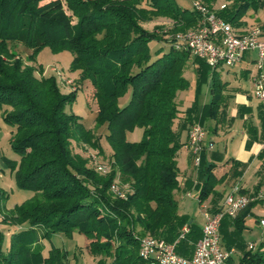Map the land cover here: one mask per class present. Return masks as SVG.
<instances>
[{
    "label": "trees",
    "instance_id": "obj_1",
    "mask_svg": "<svg viewBox=\"0 0 264 264\" xmlns=\"http://www.w3.org/2000/svg\"><path fill=\"white\" fill-rule=\"evenodd\" d=\"M179 1L190 2L191 9ZM193 1L0 0V113L14 128L10 145L20 158L8 165L16 187L33 193L7 210L3 202L8 194L0 186V225L22 228L9 235L7 246L0 229V264H65L66 252L51 245L43 256L40 241L50 242L56 234L72 238L74 233L89 241V253L99 257L95 264H107V259L109 264H156L139 257L138 238L148 235L173 244L184 226L188 233L175 251L191 258L201 229L179 215L174 196L179 189L178 155L184 146L180 136L194 124L203 128L206 121L218 123L230 99L218 68L173 46L175 34L197 26ZM198 1L211 9L219 0ZM224 1L216 14L234 29L245 25L249 11L264 9V0ZM153 18L173 22L167 52L154 59L149 43L166 42L156 31L142 28ZM259 27L264 30V24ZM14 44L31 51V64L44 48L71 54L70 72L79 71L80 84L89 82L94 90L95 128L107 129V175L98 174L83 156L85 146L102 152L100 139L85 129L81 117L65 110L77 91L61 93L55 77H44L41 66L27 64L12 50ZM190 60L197 90L207 83L210 100L203 106L194 101L180 117L176 96L189 88L184 72ZM127 93V104L119 106ZM259 110L264 127V108ZM250 112L248 107L240 109L241 116ZM137 128L141 139L128 142L126 134ZM215 169L203 151L197 168L199 204L215 194L225 177L217 179ZM116 180L126 187L125 199L110 191ZM239 213L222 219L221 241L241 251L240 264H264V249L247 250L240 238ZM226 223L234 230L222 234Z\"/></svg>",
    "mask_w": 264,
    "mask_h": 264
},
{
    "label": "rangeland",
    "instance_id": "obj_2",
    "mask_svg": "<svg viewBox=\"0 0 264 264\" xmlns=\"http://www.w3.org/2000/svg\"><path fill=\"white\" fill-rule=\"evenodd\" d=\"M179 3L183 7L191 9L190 2L179 1ZM224 3H225L224 0H219L214 6L218 7L219 5H222ZM255 15H258L262 23L261 25L263 26L264 9L259 10L257 13H254L253 11H249L247 15L243 18V21L246 23L247 19L255 18ZM253 20L249 22L250 25H254L253 22H255L256 20L254 21ZM260 21L258 20V22ZM258 22L256 21L253 27L259 25ZM141 26L143 29H145L148 32L156 31L158 35H161L163 41L166 42L168 41L166 39H169L171 36V32H172L171 29L173 27V22L165 18H153L151 21L147 23H142ZM181 33L182 32H179L178 34ZM168 45L169 44L167 42L149 43L148 47L152 59L156 58L158 55H161V53H166L168 50ZM12 50L14 51V53L16 52V54L20 58H22L27 64L33 65L36 68L41 66L43 68L44 77H50V76L55 77L61 93L68 94L77 91L75 101L70 106H67L65 110L67 113H72L74 115L81 117V122L85 127V129L93 131L95 137L96 138L98 137L100 139L99 143L102 149V152H100L96 149L85 146L84 148L85 155L83 153L82 154L83 156H87L89 160L91 156L92 157L94 156L96 162L108 166L111 157V150L106 141L107 129L105 125H103L99 129L95 128L94 125L95 114H93V112L96 111V104L93 98L94 90L92 86L89 84V82H84L83 84H80V82L78 81L79 71L70 72L69 66L72 61L71 54L67 51L53 54L48 48H44L41 51H39L35 56V63L31 64L28 62V57L31 53L29 49L25 48L22 44H14L12 45ZM244 61L245 60H243L242 63L233 66L231 68H223L222 70L218 71L221 81L226 82L228 85L225 90V95L230 96L231 97L230 99H232L233 97V101L229 103V105L231 106L234 105V93H235L234 91L239 92L237 90L238 88L239 89L242 88L245 92L251 94L252 88L250 87L247 78H244L243 75H241L240 73V68L246 67V63ZM248 67L252 71L255 69L254 65L253 66L248 65ZM193 70H194V66L191 64V60H190L184 72V77L189 82V88L186 91L178 92L176 96V103L178 105V111L180 117H183L184 111L187 108L191 107L194 101L199 106H203L204 104L208 103L210 100L209 88L207 83L202 84L199 91L197 90V86H196L197 84L195 83ZM234 73H238V76L235 77ZM36 76H38V74H36ZM245 92L243 94H245ZM129 96H130L129 93H127L123 98H121L119 100V106L126 105L129 100ZM254 101L255 99H253V102ZM89 108L91 109V111ZM210 125L211 122L206 121V123H204L203 125L204 131L208 132ZM13 131L14 128L8 126L3 122L0 113V186L8 194V197L3 202V205L7 210L13 209L15 205H20L22 202L30 199L33 196L32 192L19 190L16 187L12 171L8 165V161L18 162L20 159L19 156L13 152L10 145L11 132ZM182 135L184 136L183 132L181 133V136ZM141 136H142V130L137 128L134 129V131L128 132L126 134V140L131 143L138 142L141 139ZM224 149H225L224 144L222 142L220 143L217 142L215 148H213L212 150H205L204 152L206 153L207 159L211 158L213 154L216 153L223 157ZM230 149L232 150V147H230L228 150ZM190 155L191 154L186 149L184 148L181 149L180 151L181 160L178 165L179 171L181 175L185 174L187 177L195 176V172H191L187 169V161L192 159L190 158ZM184 194L188 195L189 193L184 192ZM195 194L196 193H194L193 191L192 197L183 196V198L187 197L183 201L181 200V196L176 194L175 200L177 202L178 210L180 211V213L187 216L189 220H195L196 222H199V217L201 213L198 208V202L195 199H193ZM0 229L5 233V238H6L5 246H7L9 242V235H11L12 232L20 231L22 228L0 225ZM261 232L262 231L259 228L255 227L251 232V237H253V239L255 238L256 240L261 235ZM244 238H245L244 239L245 242H249L247 233L244 235ZM83 240H85V237L77 233H74L72 238H67L62 234H56L52 236L50 242L45 239L40 241V248H42L41 253L43 254V256H47L48 251L50 250L52 245L55 248L61 249L67 253L65 264H95L99 260V257H94L89 253L88 250L89 241L86 240L85 242H83ZM106 261L107 264L110 263V259H107Z\"/></svg>",
    "mask_w": 264,
    "mask_h": 264
},
{
    "label": "built area",
    "instance_id": "obj_3",
    "mask_svg": "<svg viewBox=\"0 0 264 264\" xmlns=\"http://www.w3.org/2000/svg\"><path fill=\"white\" fill-rule=\"evenodd\" d=\"M224 7L222 4L210 9L198 0L193 1L192 9L199 18L197 26L185 33L174 35L173 46L177 50L186 51L193 58L204 61L211 69L231 68L240 63L248 53L255 52L254 64L257 74L251 81V93L264 106V30L255 26L244 33H237L229 23L216 14ZM187 146L196 168L200 164L202 152L212 149L211 143L206 145L205 131L198 124L189 128ZM91 157L90 163L98 174L104 175L110 171L108 166L96 162L94 156L92 159ZM110 191L120 199L126 198V187L117 181L111 184ZM253 200V197L240 194L238 185H235L224 198L219 211L205 215L201 238L195 243L191 258L179 256L175 251L176 243L188 233L187 226L181 229L173 244L148 235L138 238L139 257L153 260L156 264H224L232 251L222 249L219 232L221 221L225 217L235 218ZM259 225L264 229V218L259 221ZM249 249H253L252 245Z\"/></svg>",
    "mask_w": 264,
    "mask_h": 264
},
{
    "label": "crops",
    "instance_id": "obj_4",
    "mask_svg": "<svg viewBox=\"0 0 264 264\" xmlns=\"http://www.w3.org/2000/svg\"><path fill=\"white\" fill-rule=\"evenodd\" d=\"M253 19L257 22L258 20L260 21L258 15H255ZM253 19H247L244 26L235 29L236 32L241 34L253 27L256 21L253 22L254 25H250L249 23ZM258 24V26H262L261 21L258 22ZM255 57V52L248 53L243 59L245 60L246 67L240 68L241 75L247 78L251 88L252 78L257 74L254 64ZM242 61L240 63H242ZM248 65H254L255 69L253 71L250 70ZM222 69L223 67H220L217 70L219 71ZM234 76L237 77L238 73H234ZM237 90L239 92L234 91V105H229V103L233 101V97L228 101L225 117H221L218 123L209 120L208 122H211V125L208 132L205 131L206 145L211 143L213 149L217 142H222L224 144L225 149L223 151V157L216 153L212 156V159L215 160L211 158L207 159L209 163H214L216 165L214 175L217 179L225 176L223 181L215 186L214 195L211 194L204 202L199 204L198 194L201 183L197 180V168L194 167L192 159H190L187 161V169L191 172H195V176L187 177L185 174L181 175L179 171V189L174 196L176 194L180 195L183 201L187 198H183V196L192 197V192L194 191V193H196L193 199L198 202L201 215L199 217V222L195 220H192V222L202 229L205 215L213 214L214 211H218L223 204L224 198L232 191L235 185H238L240 194L254 198L250 205L241 211L237 217L238 226L242 229L240 238L247 250H249L250 245L253 247L252 250H256L259 247L264 249V229L259 225V221L264 218V127L260 121L261 115L259 113V107L263 109L264 106L253 97L252 93L245 92L242 88H238ZM244 92L245 94H243ZM253 99H255L254 102ZM244 107L250 108L251 112L241 116L240 109L242 108L243 111ZM183 133L184 136H180L181 142L184 144L182 148L190 153L187 146L188 132L184 131ZM250 139L253 140L250 142ZM230 147H232V150H228ZM180 151L178 155V165L181 160ZM190 158H192L191 155ZM230 160L233 162H228ZM184 192H188L189 194H184ZM178 213L179 215H184L180 213L179 210ZM255 227L262 231L261 235L256 240L251 237V232ZM233 230L234 226L226 223L222 227V234H224V232L230 233ZM246 233L249 242H245L244 240V235ZM221 246L222 249L226 251H232L230 257L224 264H240L242 253L239 249L236 247H228V245L224 244L222 241Z\"/></svg>",
    "mask_w": 264,
    "mask_h": 264
}]
</instances>
